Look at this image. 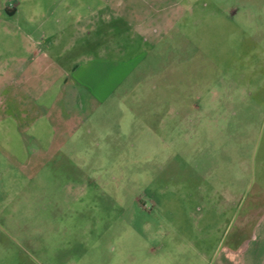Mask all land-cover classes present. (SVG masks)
Here are the masks:
<instances>
[{"label":"rangeland","instance_id":"obj_1","mask_svg":"<svg viewBox=\"0 0 264 264\" xmlns=\"http://www.w3.org/2000/svg\"><path fill=\"white\" fill-rule=\"evenodd\" d=\"M138 1L60 43L55 144L0 134V260L264 264V0Z\"/></svg>","mask_w":264,"mask_h":264},{"label":"crops","instance_id":"obj_2","mask_svg":"<svg viewBox=\"0 0 264 264\" xmlns=\"http://www.w3.org/2000/svg\"><path fill=\"white\" fill-rule=\"evenodd\" d=\"M129 1L0 0V122L9 123L6 129L0 128V134L32 135L35 137L32 145L38 152L42 149L38 142L42 133L47 132L50 136V146L55 144L60 129L51 118L54 113L56 116L63 111L59 105L65 102L67 110L72 113L79 110L80 105L88 106L92 95L87 87L74 80L77 64L68 60L72 52L70 43L80 37L87 41L94 33L103 32L102 25L109 18L111 6L126 8ZM139 1L152 9L150 0ZM185 1L187 8L196 5L191 0H182V5ZM149 13L151 15L153 11ZM151 30L155 29L142 31ZM49 39L53 42L47 43ZM66 39L70 43L61 48L60 43ZM88 45L85 42L84 46ZM79 88L89 93L84 94L81 101L77 96ZM49 97L53 99L47 100ZM47 104L51 106L46 108ZM47 119L50 122L47 123ZM11 141L7 138L2 144L7 147ZM29 142L23 139V150L29 151ZM0 247L8 249L7 246ZM0 264L24 262L6 257L0 260Z\"/></svg>","mask_w":264,"mask_h":264}]
</instances>
